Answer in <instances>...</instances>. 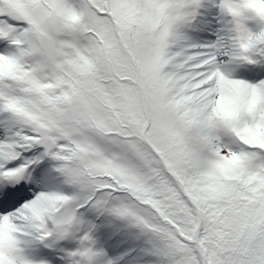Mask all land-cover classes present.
Returning <instances> with one entry per match:
<instances>
[{"label":"snow or ice","instance_id":"6c2138e0","mask_svg":"<svg viewBox=\"0 0 264 264\" xmlns=\"http://www.w3.org/2000/svg\"><path fill=\"white\" fill-rule=\"evenodd\" d=\"M0 264H264V0H0Z\"/></svg>","mask_w":264,"mask_h":264}]
</instances>
